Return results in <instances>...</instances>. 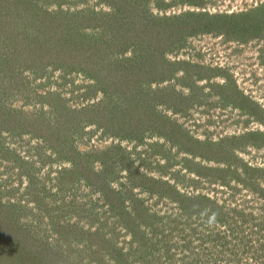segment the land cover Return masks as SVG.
<instances>
[{
    "label": "rangeland",
    "instance_id": "374dc122",
    "mask_svg": "<svg viewBox=\"0 0 264 264\" xmlns=\"http://www.w3.org/2000/svg\"><path fill=\"white\" fill-rule=\"evenodd\" d=\"M0 264H264V0H0Z\"/></svg>",
    "mask_w": 264,
    "mask_h": 264
},
{
    "label": "flooded vegetation",
    "instance_id": "af4514ba",
    "mask_svg": "<svg viewBox=\"0 0 264 264\" xmlns=\"http://www.w3.org/2000/svg\"><path fill=\"white\" fill-rule=\"evenodd\" d=\"M190 115H191V116L194 115L193 109L190 110ZM247 116H248L250 119H253V117H254L253 114H250V115H247ZM244 122H247V120L244 121ZM247 123H248V122H247Z\"/></svg>",
    "mask_w": 264,
    "mask_h": 264
}]
</instances>
